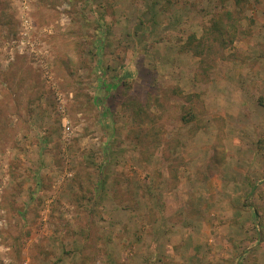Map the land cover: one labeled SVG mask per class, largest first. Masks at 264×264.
Instances as JSON below:
<instances>
[{
	"label": "rangeland",
	"instance_id": "obj_1",
	"mask_svg": "<svg viewBox=\"0 0 264 264\" xmlns=\"http://www.w3.org/2000/svg\"><path fill=\"white\" fill-rule=\"evenodd\" d=\"M260 99L264 0H0V264H264Z\"/></svg>",
	"mask_w": 264,
	"mask_h": 264
},
{
	"label": "trees",
	"instance_id": "obj_2",
	"mask_svg": "<svg viewBox=\"0 0 264 264\" xmlns=\"http://www.w3.org/2000/svg\"><path fill=\"white\" fill-rule=\"evenodd\" d=\"M259 103L264 107V100L260 99ZM106 111H107V110H106ZM189 116H190L191 118H193L192 114H190ZM191 118H189V119H191ZM189 119L187 120V119L184 118V121L187 122V121H189Z\"/></svg>",
	"mask_w": 264,
	"mask_h": 264
}]
</instances>
